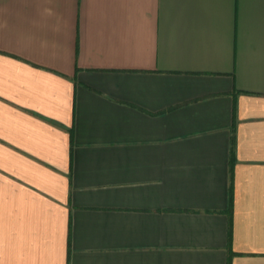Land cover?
Segmentation results:
<instances>
[{"label": "crops", "instance_id": "1", "mask_svg": "<svg viewBox=\"0 0 264 264\" xmlns=\"http://www.w3.org/2000/svg\"><path fill=\"white\" fill-rule=\"evenodd\" d=\"M0 264H264V0H0Z\"/></svg>", "mask_w": 264, "mask_h": 264}]
</instances>
